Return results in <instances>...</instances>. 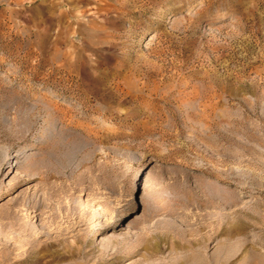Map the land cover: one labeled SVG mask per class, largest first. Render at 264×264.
Returning <instances> with one entry per match:
<instances>
[{
	"label": "rangeland",
	"instance_id": "rangeland-1",
	"mask_svg": "<svg viewBox=\"0 0 264 264\" xmlns=\"http://www.w3.org/2000/svg\"><path fill=\"white\" fill-rule=\"evenodd\" d=\"M0 264H264V0H0Z\"/></svg>",
	"mask_w": 264,
	"mask_h": 264
},
{
	"label": "bare ground",
	"instance_id": "bare-ground-1",
	"mask_svg": "<svg viewBox=\"0 0 264 264\" xmlns=\"http://www.w3.org/2000/svg\"><path fill=\"white\" fill-rule=\"evenodd\" d=\"M10 172H11V171H10ZM10 172H9V173H10Z\"/></svg>",
	"mask_w": 264,
	"mask_h": 264
}]
</instances>
